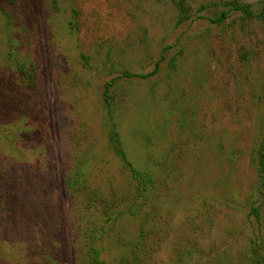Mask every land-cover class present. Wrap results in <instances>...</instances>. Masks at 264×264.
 <instances>
[{"label":"rangeland","instance_id":"obj_1","mask_svg":"<svg viewBox=\"0 0 264 264\" xmlns=\"http://www.w3.org/2000/svg\"><path fill=\"white\" fill-rule=\"evenodd\" d=\"M259 147L264 0H0V264H264Z\"/></svg>","mask_w":264,"mask_h":264},{"label":"trees","instance_id":"obj_2","mask_svg":"<svg viewBox=\"0 0 264 264\" xmlns=\"http://www.w3.org/2000/svg\"><path fill=\"white\" fill-rule=\"evenodd\" d=\"M238 9H242L247 15H251V13L249 12V10L246 8V6L244 5H240V6H237ZM227 15V11H224L221 13V16L220 17H217V18H214L212 21L214 22H221ZM156 69V68H155ZM157 70H154L153 73H155ZM118 151H120V154L122 155V158L125 160L126 164L129 166V168L131 169L132 172H134V169L133 167L131 166V163L126 160L125 158V155H123V153L121 152L122 151V148H118ZM257 153H258V161H259V172H264V155L262 153V149L261 147L258 148L257 150ZM263 176V175H262ZM146 179L143 180V182H140V185L143 186L145 188V185H146ZM134 210H135V214H138V208L134 206ZM254 213H255V210H254ZM134 214V215H135ZM141 247H142V243L140 240H138L135 244H132V245H129V249H128V252L126 254H124L121 259H119L118 263L117 264H135L138 260V254H139V251L141 250ZM100 254L99 252L96 254L98 255ZM91 264H108L106 262L105 259L103 258H96L93 260V262Z\"/></svg>","mask_w":264,"mask_h":264}]
</instances>
